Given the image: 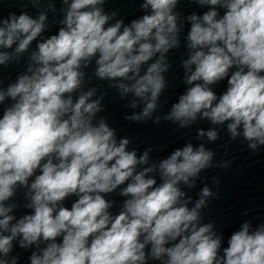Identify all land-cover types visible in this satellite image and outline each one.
<instances>
[{"label":"clouds","instance_id":"9594fccd","mask_svg":"<svg viewBox=\"0 0 264 264\" xmlns=\"http://www.w3.org/2000/svg\"><path fill=\"white\" fill-rule=\"evenodd\" d=\"M105 2L63 0V27L38 43L26 73L0 90V102L13 101L0 119V264H17V257L8 259L17 238L22 249L36 246L31 264H146L147 259L264 264V223L255 229L243 223L220 255L221 236L212 223H199L215 193L204 187L194 207H188L190 198L180 185L194 187L199 173L213 166V151L187 143L149 165L151 149L138 157L135 149L128 150L129 139L117 141L106 118L97 120L107 93L92 99L99 89L82 90V69L94 61L95 78L108 81L121 99L133 96L128 107L143 104L125 119L155 124L163 119L181 129L207 119L226 125L229 142L240 137L257 155L264 149V0H195L212 7L202 16L187 17L190 52L182 64L190 87L162 117L153 114L168 86L166 54L180 46L174 12L179 0H144L140 7L150 12L127 26L122 19L109 25L117 12L105 13L100 7ZM37 3L31 0L33 7ZM217 6L225 9L222 16ZM46 19L26 11L0 19V47L16 45L14 53L0 51V65L18 62L44 31ZM225 78L227 91L218 98L210 86ZM205 136L214 142L218 131L198 132ZM139 165L149 166L138 171ZM155 172L159 184L149 175ZM125 183L119 195L127 199L113 216L102 194ZM17 185L29 189L25 206L33 210L18 220L9 214L17 205L5 204ZM70 195L78 197L71 209L61 204Z\"/></svg>","mask_w":264,"mask_h":264}]
</instances>
